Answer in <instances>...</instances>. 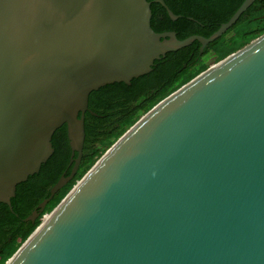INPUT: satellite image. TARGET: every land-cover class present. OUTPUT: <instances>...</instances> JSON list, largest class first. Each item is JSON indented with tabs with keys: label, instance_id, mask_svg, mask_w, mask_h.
Segmentation results:
<instances>
[{
	"label": "water",
	"instance_id": "obj_1",
	"mask_svg": "<svg viewBox=\"0 0 264 264\" xmlns=\"http://www.w3.org/2000/svg\"><path fill=\"white\" fill-rule=\"evenodd\" d=\"M254 2L210 37L179 40L151 28L147 0H0V203L65 125L77 157L34 224L79 169L89 95L195 41L202 54ZM5 264H264V34L145 113Z\"/></svg>",
	"mask_w": 264,
	"mask_h": 264
},
{
	"label": "trees",
	"instance_id": "obj_2",
	"mask_svg": "<svg viewBox=\"0 0 264 264\" xmlns=\"http://www.w3.org/2000/svg\"><path fill=\"white\" fill-rule=\"evenodd\" d=\"M147 1L151 4V28L156 33L174 32L179 40L195 35L210 37L222 24L230 20L244 2V0H163L174 15L180 16L172 21L160 4L154 0ZM262 34H264V0H255L233 27L217 41L206 46L202 54L199 52L200 44L195 41L190 46L167 53L164 58L155 61L151 73L133 79L129 86L124 83H114L93 91L88 99L82 161L76 175L53 197L34 224L20 223L22 228L16 227V223L20 222L16 214L23 218L28 215V212L23 213V210L16 207L20 198L39 197L37 204L48 198L50 189L58 182L69 163L70 149L64 125L52 136L54 152L41 166L40 172L30 176L26 182L16 188V199L11 200L13 211H7L10 222L16 227L10 231L14 239L9 245L12 246L10 254L3 261L0 260V264H5L40 224L42 216L50 213L62 201L76 182L142 115L206 70L212 62L217 63L226 58ZM198 63L199 66L194 67ZM36 180L37 183L42 184V188L33 191L30 186ZM3 236L7 240V232H4ZM3 257L4 255L1 258Z\"/></svg>",
	"mask_w": 264,
	"mask_h": 264
},
{
	"label": "flooded vegetation",
	"instance_id": "obj_3",
	"mask_svg": "<svg viewBox=\"0 0 264 264\" xmlns=\"http://www.w3.org/2000/svg\"><path fill=\"white\" fill-rule=\"evenodd\" d=\"M151 73V72H150ZM105 87V86H104ZM99 90V89H98ZM88 113V111L85 112V116L86 114ZM70 149V148H69ZM76 157H77V154H75L73 156V158H71V151H70V160H69V163L67 164V166L65 167V169L63 170L62 172V175H64L65 177H68L72 171V168L74 166V161L76 160ZM72 159V160H71ZM82 159V157H81ZM73 161V162H72ZM82 161V160H81ZM81 161H80V164H81ZM80 167V165H79ZM26 182V181H25ZM24 183V182H23ZM20 185V184H18ZM17 185V186H18ZM16 186V188H17ZM37 188H42V184L40 183H37V180L34 181V184L32 186H30V189L33 190V191H36ZM28 189V187L26 188ZM51 190V189H50ZM31 193V192H29ZM12 199H16V194H15V197L11 198ZM10 200V202H11ZM39 200V197H34V198H29V196H25L23 198H20L19 202L16 204V207L17 209H21L23 210L22 212L24 213L25 212H28V215L27 217L23 218V217H20L19 214H16V217L20 220V222L18 221V223H16V227L21 229V225L20 223H24L25 225L31 223L33 224L30 220L28 221H25L29 216H32L34 212H37V208H38V205L43 201H40L38 204H37V201ZM45 200V199H44ZM48 205V204H47ZM6 208L8 210H6ZM7 211H10L12 212L13 211V207L10 205H6L4 203H0V259L1 257L4 255L5 253V250L6 248L9 247V245L11 244L12 240L14 239V235H11L12 233H10L11 230H14L16 227L14 226V223L13 222H10V218L8 216V212ZM42 214V213H41ZM47 215V214H45ZM44 216V215H43ZM42 216V217H43ZM39 218V217H38ZM37 218V219H38ZM36 219V220H37ZM42 219V218H41ZM35 220V222H36ZM4 232H7L8 236H7V240H5L4 236H3V233ZM11 235V236H10Z\"/></svg>",
	"mask_w": 264,
	"mask_h": 264
},
{
	"label": "rangeland",
	"instance_id": "obj_4",
	"mask_svg": "<svg viewBox=\"0 0 264 264\" xmlns=\"http://www.w3.org/2000/svg\"><path fill=\"white\" fill-rule=\"evenodd\" d=\"M210 62H212V60H211ZM199 64H200V63H198V64H197L196 66H194V67L199 66ZM213 64H214V63L212 62V63L210 64V66H212ZM210 66H209V67H210ZM194 67H193V68H194ZM190 70H191V69H190ZM190 70H188V71H190ZM142 116H143V115H142ZM142 116H141V117H142ZM141 117H140V118H141ZM42 218H43V217H42ZM40 222H41V221H40ZM11 248H12V246H9L8 248H6L5 253H4V257L8 254V252H9V253L11 252ZM4 257H3V258H4ZM1 259H2V258H1ZM1 259H0V260H1Z\"/></svg>",
	"mask_w": 264,
	"mask_h": 264
}]
</instances>
